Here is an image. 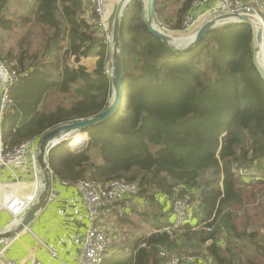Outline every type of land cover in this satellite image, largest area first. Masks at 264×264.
<instances>
[{
	"label": "trees",
	"instance_id": "1",
	"mask_svg": "<svg viewBox=\"0 0 264 264\" xmlns=\"http://www.w3.org/2000/svg\"><path fill=\"white\" fill-rule=\"evenodd\" d=\"M197 1H169L181 4L173 29H181ZM86 3L0 0V30H23L14 48L0 36V60L23 74L9 89L1 121L6 146L39 141L51 129L111 105L110 45L85 19ZM167 3L155 4L163 23L172 20L169 14L162 20ZM126 10L120 35L123 106L83 128L89 139L75 149L67 142L51 149L53 178L68 183L124 179L138 184V196L154 201L162 195L172 204L189 196L191 205L202 206L201 241H212L206 253L216 264H264V206L254 216L249 213L250 200L259 202L264 190V80L254 62L253 28L228 23L191 50L177 51L147 28L141 0ZM35 34L41 37L37 46L30 41ZM92 54L97 60L89 67L83 61ZM54 97L60 101L47 106ZM65 99L73 101L67 105ZM240 170L256 172L257 178L243 180ZM223 221L232 248L219 243ZM257 223L261 228L252 230ZM186 231L187 226L160 231L136 254L105 258L103 264H166L160 256L166 248L158 245L168 246Z\"/></svg>",
	"mask_w": 264,
	"mask_h": 264
},
{
	"label": "crops",
	"instance_id": "2",
	"mask_svg": "<svg viewBox=\"0 0 264 264\" xmlns=\"http://www.w3.org/2000/svg\"><path fill=\"white\" fill-rule=\"evenodd\" d=\"M121 1L107 0V13L108 5H114L113 22ZM134 1L132 0L131 2ZM141 1L143 6H145L146 0ZM219 2L220 0H201L196 2L191 9V13L199 15L212 6H216ZM126 9L123 12L122 19L125 11H127ZM85 10L84 17L87 22L97 26L98 35L99 32L104 35L98 27L91 0H89ZM88 17L91 18L89 19ZM154 25L156 24L154 23ZM13 31H17V29ZM196 33L183 37H179L177 34L172 36L177 41L187 43L195 37ZM96 60V54H92L84 59L83 63L90 62L94 66ZM259 62L264 67V43L259 52ZM108 71L109 73L113 72L111 60L108 64ZM85 138L89 139L88 133ZM67 141L69 140H62V142ZM40 142L41 139L36 141V148L38 147V149ZM67 143L72 150L75 149L74 147L76 146H73L70 142ZM36 156V162L33 161L31 155L27 154L19 166L2 167L0 169L2 200L11 194L34 197L36 199L40 196L43 188V170L38 159L39 152L36 153ZM242 171L240 170L243 180L250 182L257 178L256 172L247 173L243 171V174ZM69 182L53 178L52 175V191L45 206L23 229L15 232L11 237L0 239V250H4V259L16 261L20 264H33L35 260L43 264H75L77 262L83 251L84 238L91 225V219L81 192L75 183ZM192 211L193 217L187 224L189 231L179 234L177 240L171 241L172 244L168 246L158 245L159 247L166 248L170 253L174 252L173 254L183 252L186 249L196 252V254H208L206 253L208 252L207 245L211 244L212 241H207L206 243L201 241L205 233L202 226L204 215L199 201L193 203ZM21 219L14 220L7 210L0 209V232L15 230ZM173 220L172 200L162 195H158L154 201L136 196L134 198H123L106 205L103 208L102 216L97 221V225L104 229L108 240L105 258L123 259L128 254H136L139 248L146 247L147 240L151 236L160 232L158 231L159 229H156L158 225L167 223L165 226H168ZM222 223L223 227L219 230L222 231L219 243L222 244V247L230 246L232 248L233 246L229 244L228 235L225 232L228 224L225 221ZM255 229L260 228L255 225L252 230ZM262 232H264L263 229ZM193 264H201V262L198 261Z\"/></svg>",
	"mask_w": 264,
	"mask_h": 264
},
{
	"label": "built area",
	"instance_id": "3",
	"mask_svg": "<svg viewBox=\"0 0 264 264\" xmlns=\"http://www.w3.org/2000/svg\"><path fill=\"white\" fill-rule=\"evenodd\" d=\"M91 2L97 17L98 27L105 34L108 42L110 40L109 31L111 28L108 23L109 20H107V0H91ZM190 12L185 15L180 29L185 33L195 32L194 30L197 25V17ZM211 13L214 15L218 14V16H258L264 24V0H220L216 6H213L204 15L208 16ZM210 18L212 19L214 17ZM210 18L209 20H211ZM22 76V73L11 69L6 62L0 61V91L2 94L0 108V169L2 167L19 166L27 154L31 155L33 161L36 162V153L39 152L38 147L36 148V142L33 140L23 141L10 148L4 144L2 139L1 121L10 103L9 89L13 84L19 82ZM66 137L67 135L51 142L47 148V154L54 148L52 146H57L64 139L67 140ZM83 139L82 141L85 142L86 138ZM83 142L77 146H80ZM242 173L244 174L243 171ZM75 185L82 194L91 219V225L84 238L83 251L75 264H103L108 240L104 229L97 225V221L102 216L103 208L106 205L123 198H134L138 196L139 186L137 183L128 182L124 179H113L109 182L102 183L92 178L81 179ZM179 191L180 189L176 188L177 194ZM35 201L36 198L34 197H24L17 194H11L2 200L0 193V209L7 210L14 220L23 218ZM172 212L174 214L173 222L160 231L171 233L176 229L187 226L193 217L190 197H177L173 201ZM3 256L4 250H0V264H20L16 261L4 259ZM160 256L166 260V264H193L198 261L201 264H214V258L210 254H173L166 249H162ZM33 264L43 263L35 260Z\"/></svg>",
	"mask_w": 264,
	"mask_h": 264
},
{
	"label": "water",
	"instance_id": "4",
	"mask_svg": "<svg viewBox=\"0 0 264 264\" xmlns=\"http://www.w3.org/2000/svg\"><path fill=\"white\" fill-rule=\"evenodd\" d=\"M132 0H122L118 8L116 10L113 26H112V34L110 40H108L109 44L111 45V53H110V60L114 66L113 74L109 73V76L114 80V101L111 105L102 111L101 113L93 116L91 118L69 122L62 125H59L47 133H45L40 142L39 146V163L43 170V188L40 196L36 199L33 203L31 208L25 214V216L21 219L20 224L15 228L13 231L8 232H0V239H6L14 235L15 232L20 231L26 225H28L37 215V213L45 206L47 200L52 191V170L48 163L47 159V148L51 142L61 138L65 135H69L73 131H80L83 128L90 127L94 124H97L108 117L115 114L122 106H123V98H124V91H123V78H122V59H121V46H120V32H121V21L124 10L127 8L129 2ZM155 4L156 0H146L144 6V22L147 28L153 33L155 36L160 38L165 44H167L171 49L177 51H188L197 46L202 38L206 36L211 30L228 23H240V24H247L253 28L254 31V62L256 68L264 80V67L260 64L258 60L260 49L264 43V24L257 25L254 21L245 15H223L219 19H211L204 23L196 32L195 40L191 43L186 44L183 47L178 48L177 45L173 42V38L162 32L156 25V12H155ZM109 72V71H108ZM2 104V94L0 91V108ZM85 140V139H83ZM83 142V141H81ZM56 146V145H55ZM52 146V147H55Z\"/></svg>",
	"mask_w": 264,
	"mask_h": 264
},
{
	"label": "rangeland",
	"instance_id": "5",
	"mask_svg": "<svg viewBox=\"0 0 264 264\" xmlns=\"http://www.w3.org/2000/svg\"><path fill=\"white\" fill-rule=\"evenodd\" d=\"M164 2H168L166 4V12L163 13V21L166 19L167 17V14H169V16L171 17L172 16V20L169 21H164L165 23L167 22L168 24H165L161 21H158L157 19V16H156V19H155V24H157L159 26V28L162 30V32L168 34V35H174V34H177V36L179 37H183V36H188V35H192L194 32H190V33H185L183 32L182 30H175L172 28V24L175 23L177 21V9L179 7V5L181 6V4H171L169 1L170 0H163ZM201 0H198L197 2H200ZM87 4V3H86ZM88 5V4H87ZM113 7L114 5H108V13H107V20L108 23L110 24V28H112L113 26V21H112V17H114V13H113ZM213 7V6H212ZM211 7V8H212ZM210 8V9H211ZM210 9L208 10H205L203 11L202 13H200L199 15H195L197 17V25H196V28H195V32L204 24L206 23L210 17H214L212 19H219L221 16H218V14H210L208 16H205L204 13L208 12ZM191 13V12H190ZM192 14V13H191ZM194 15V14H193ZM89 19L91 17H88ZM211 19V18H210ZM112 23V24H111ZM223 26V25H221ZM166 27V28H165ZM23 34V30H18L17 31H4V30H0V36L4 39V43L6 44V46L8 48H11V47H15L19 37ZM188 34V35H187ZM101 38L103 37V35H101V32H99V35ZM41 40V37L38 36V35H34L33 37L30 38V41L33 43V46H37L39 44ZM107 42V40H106ZM178 43H181V41H177ZM178 48L182 47L178 44H176ZM173 49V48H172ZM112 58V57H110ZM1 61V60H0ZM68 63H72V60L69 59V62ZM85 64L89 67H92V65L90 64V62L86 63ZM115 97H114V88H113V96H112V102L114 101ZM59 98L57 97H54L51 99V104L50 102L47 104V106H55L58 102H59ZM73 101V99H65L64 102L65 104L69 105L71 102ZM68 142V141H67ZM71 143V141H69ZM80 144V143H79ZM78 145V144H77ZM77 145H74V146H77ZM260 206H264V190L260 193L259 195V202H254L252 200H250V204H249V213L251 215H255L258 211V207ZM257 209V210H256ZM263 209V208H262ZM259 221H261V218L259 217L258 218ZM256 225L259 226V228H261V224L260 223H257ZM264 230V228H262ZM261 229V230H262ZM180 253H186V254H196V252H193L189 249H186L184 250L183 252H180ZM261 260V259H260ZM105 261V259H104ZM264 262V261H263ZM214 264H216V261L214 259Z\"/></svg>",
	"mask_w": 264,
	"mask_h": 264
},
{
	"label": "bare ground",
	"instance_id": "6",
	"mask_svg": "<svg viewBox=\"0 0 264 264\" xmlns=\"http://www.w3.org/2000/svg\"><path fill=\"white\" fill-rule=\"evenodd\" d=\"M249 18H251L253 21H254V23L256 24V26L257 25H261V24H263L262 23V19L260 18V17H258V16H248ZM156 26L159 28V26L156 24ZM160 29V28H159ZM161 30V29H160ZM162 31V30H161ZM111 34H112V29H110V31H109V37L111 38ZM172 38H173V42L175 43V44H178V45H180V46H185L186 44H188V43H190V42H193L194 40H195V37L191 40V41H189V42H187V43H183V42H181V43H178L177 42V39L174 37V36H172V35H170ZM196 36V35H195ZM258 60H259V56H258ZM113 70H114V66H113ZM86 135H87V133H86ZM86 135H85V132H83L82 130H80V131H78V130H76V131H73V132H71L69 135H67V140H69V141H71V144L74 146V145H77L80 141H82V139L83 138H85L86 137ZM64 141V140H63ZM68 141V142H69ZM61 143H63V142H60V144ZM81 143V142H80ZM59 145V144H58ZM57 145V146H58ZM79 145V144H78ZM19 223V222H18Z\"/></svg>",
	"mask_w": 264,
	"mask_h": 264
},
{
	"label": "clouds",
	"instance_id": "7",
	"mask_svg": "<svg viewBox=\"0 0 264 264\" xmlns=\"http://www.w3.org/2000/svg\"><path fill=\"white\" fill-rule=\"evenodd\" d=\"M87 140V139H86Z\"/></svg>",
	"mask_w": 264,
	"mask_h": 264
}]
</instances>
